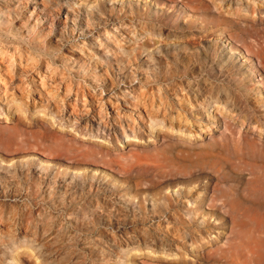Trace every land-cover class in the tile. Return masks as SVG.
<instances>
[{"label":"rangeland","instance_id":"374dc122","mask_svg":"<svg viewBox=\"0 0 264 264\" xmlns=\"http://www.w3.org/2000/svg\"><path fill=\"white\" fill-rule=\"evenodd\" d=\"M253 5L256 28L264 0H0V264H255L248 154L162 189L150 168L164 116L180 141L264 138Z\"/></svg>","mask_w":264,"mask_h":264},{"label":"bare ground","instance_id":"6f19581e","mask_svg":"<svg viewBox=\"0 0 264 264\" xmlns=\"http://www.w3.org/2000/svg\"><path fill=\"white\" fill-rule=\"evenodd\" d=\"M251 12V14L243 15L246 22L244 28L247 29V27H250L253 29V35L257 39L258 52L260 55L262 54L261 56H263V18L262 16L259 18L260 23L258 27L254 28V23L258 19L255 18V14L253 15V13L256 12L254 5L251 7ZM237 97H235L236 100H239V96ZM165 117L166 116H164V120L169 121V126L164 130L162 125L157 131V135L160 134L163 137L161 149L158 150L156 145L150 143L148 145L150 148L155 150L157 149L158 158H160L161 161L160 165L150 167L153 171L155 170L156 176H159L161 179H163L154 180L153 185H156L155 188L162 189L163 184H168L173 180H180L181 177L178 175L185 176L190 173V175H192V171L189 166L179 164V161H182L186 158L189 160H192L193 157L201 159V157L203 158L208 155L210 156L212 152L215 155H222L224 158H229L230 156H236L239 158L240 154L243 155L244 153L251 157L247 165L241 169L247 171L249 175L248 181H251L252 184L248 186L244 193H239V195L243 199L250 200L256 204V206L243 208L239 206L238 202L241 201L237 198L236 200L234 199L232 206L240 212L238 217V222L240 223V242L247 249L249 243H251L256 249L255 264H264V138L256 133V131L252 130V135L249 138H245V141L243 138L242 142L239 141L240 136L236 135L237 133L232 132L231 138L233 145L231 146L229 145V138L227 139V137H224V142L222 143L211 144H206L205 142L200 144L193 143L190 139L188 142L180 141L181 139H178V136H180V134H178L179 130H174V126L176 125L174 118L169 117L166 119ZM234 174L236 176L240 175L237 173ZM236 186V184H226V187L231 190H234ZM220 196L224 197V192H222ZM223 204L224 201L222 202V205ZM213 253L207 251L205 261H212V264L220 262V257L222 255L219 254L218 258L211 257V254L213 255ZM173 263L188 264L186 262H181L180 260H175Z\"/></svg>","mask_w":264,"mask_h":264}]
</instances>
